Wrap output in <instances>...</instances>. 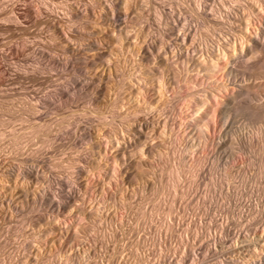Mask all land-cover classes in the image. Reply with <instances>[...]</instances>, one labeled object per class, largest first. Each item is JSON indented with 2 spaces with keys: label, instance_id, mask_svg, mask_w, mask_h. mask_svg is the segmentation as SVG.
Returning a JSON list of instances; mask_svg holds the SVG:
<instances>
[{
  "label": "rangeland",
  "instance_id": "1",
  "mask_svg": "<svg viewBox=\"0 0 264 264\" xmlns=\"http://www.w3.org/2000/svg\"><path fill=\"white\" fill-rule=\"evenodd\" d=\"M103 1L0 0V264H264V0Z\"/></svg>",
  "mask_w": 264,
  "mask_h": 264
},
{
  "label": "bare ground",
  "instance_id": "2",
  "mask_svg": "<svg viewBox=\"0 0 264 264\" xmlns=\"http://www.w3.org/2000/svg\"><path fill=\"white\" fill-rule=\"evenodd\" d=\"M103 4H104V15H103V17H104V19H105V21H108L110 24H115L116 22H118V20H120V14L118 13V11H117V6L111 1V0H104L103 1ZM230 15H228L227 17H229ZM229 19V18H228ZM231 20V19H230ZM173 28V27H172ZM171 28V29H172ZM176 30V29H175ZM262 31V30H261ZM260 34H261V32H260ZM178 38V37H177ZM255 40V39H254ZM258 43V42H257ZM149 49V48H148ZM248 49H249V47H248ZM248 49H246V50H248ZM170 51V50H169ZM243 51V50H242ZM245 51V50H244ZM168 52V49L166 48V53ZM203 53H201V55H202ZM231 67V66H230ZM234 69V68H233ZM235 71V70H234ZM234 74V73H233ZM82 75V74H81ZM235 75V74H234ZM79 76V75H78ZM228 76V75H227ZM230 76H231V74H230ZM232 77H234V76H232ZM231 79V78H230ZM234 79V78H233ZM232 81V80H231ZM234 81V80H233ZM71 82H74V81H71ZM74 84H75V86H81V85H83L84 84V80H83V78L81 79V78H76L75 79V82H74ZM71 85H73V84H71ZM74 86V85H73ZM72 86V87H73ZM74 86V87H75ZM67 88V87H66ZM77 89V88H76ZM69 92V91H68ZM67 92V93H68ZM71 92V91H70ZM66 92H65V94L64 95H66L67 94ZM82 137H84V136H82ZM134 137H135V135H134ZM135 138H137V135H136V137ZM135 144V142H131L130 144H128V146H126L127 148L129 147L130 149L132 148V147H134L133 145ZM129 150V149H128ZM67 187H68V189H69V191L66 193V194H63V195H60L59 196V198H57V199H52L51 200V209L53 210V211H59V210H62L64 207H65V205H67V203H68V196H70V194H72L73 193V186H71V185H67ZM234 235V234H233ZM233 237V236H232ZM238 237V236H237ZM190 256V255H189ZM213 256V255H212ZM189 260V258H185L183 261L184 262H187ZM200 260L201 261H204L205 260V258L203 257V256H201L200 257ZM263 263V262H262ZM261 264V263H260Z\"/></svg>",
  "mask_w": 264,
  "mask_h": 264
}]
</instances>
